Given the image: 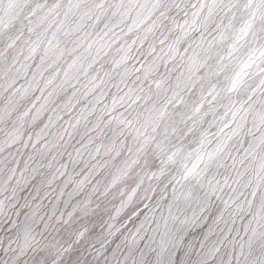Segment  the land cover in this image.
I'll return each mask as SVG.
<instances>
[{
	"label": "snow or ice",
	"instance_id": "6c2138e0",
	"mask_svg": "<svg viewBox=\"0 0 264 264\" xmlns=\"http://www.w3.org/2000/svg\"><path fill=\"white\" fill-rule=\"evenodd\" d=\"M0 264H264V0H0Z\"/></svg>",
	"mask_w": 264,
	"mask_h": 264
}]
</instances>
